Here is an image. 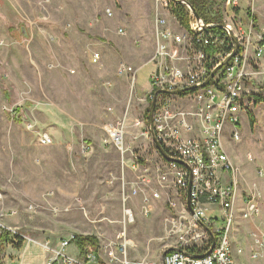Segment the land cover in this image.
<instances>
[{
	"label": "rangeland",
	"instance_id": "374dc122",
	"mask_svg": "<svg viewBox=\"0 0 264 264\" xmlns=\"http://www.w3.org/2000/svg\"><path fill=\"white\" fill-rule=\"evenodd\" d=\"M150 3L0 0V212L17 211L6 217L7 225L52 248L71 234L89 235L101 249L107 245L119 254L125 230L123 169L106 127L125 118L127 144L143 158L154 156L143 135L148 124L143 99L152 72L147 62L153 41L145 37L149 31L143 32L149 28ZM121 64L138 69L136 82L118 73ZM239 130L241 140L232 139L234 146L244 164H257L251 171L257 168L258 176L252 180L240 167L243 185L250 187L246 194L252 187L260 192L262 209L257 218L245 219L254 232L249 259L259 253L247 264H264V250L256 244L264 241V176L259 174L264 173V102L257 99L252 110L243 112ZM43 134L51 137L50 144L41 143ZM124 173L131 189L134 174L130 169ZM161 201L148 217L140 213L141 195L127 203L136 214L125 233L129 260L163 264L165 192ZM220 211L216 207L209 214L222 217ZM244 241L241 236L246 247Z\"/></svg>",
	"mask_w": 264,
	"mask_h": 264
},
{
	"label": "built area",
	"instance_id": "2783aa9c",
	"mask_svg": "<svg viewBox=\"0 0 264 264\" xmlns=\"http://www.w3.org/2000/svg\"><path fill=\"white\" fill-rule=\"evenodd\" d=\"M217 3L221 22L197 18L191 7L183 4L190 17L189 26L183 27L172 15L168 0H155V47L147 62L152 67L150 89L143 100L146 110L155 102L152 129L168 158L158 150L148 124L143 135L151 142L154 156L145 158L125 141V118L106 127L119 150L123 169L125 230L119 254L107 245L101 249L89 244L84 252L79 249L77 254H71L69 248L75 244V234L52 248L49 242L40 243L7 225L6 217L17 214L12 210L0 212V255L5 247H16L23 240V245L38 243L46 248L49 255L44 264H157L128 259L131 244L126 239V227L135 222L136 214L127 203L141 195L140 213L148 217L162 203L165 192L167 201L161 209L167 214L161 240L165 251H170L163 264H237L236 255L243 254V248L234 246L232 230L242 173L225 150L223 134L231 124L233 139L240 140L242 113L252 110L257 99L264 102V70H259L264 59V25L257 20L253 5L242 9L240 0ZM106 13L113 16L111 8ZM120 33L125 31L120 29ZM137 71L127 64L118 68L120 75L126 74L134 82ZM40 141L48 145L52 139L43 134ZM248 158L253 159L251 154ZM125 169L134 174L131 189ZM259 174L264 176L261 171ZM260 198V192L252 187L242 209L244 219L261 215ZM2 199L0 192V204ZM216 207L221 209L222 217L209 214ZM256 244L264 250V241L257 240ZM258 257V252L252 254V258Z\"/></svg>",
	"mask_w": 264,
	"mask_h": 264
},
{
	"label": "crops",
	"instance_id": "0c3cea01",
	"mask_svg": "<svg viewBox=\"0 0 264 264\" xmlns=\"http://www.w3.org/2000/svg\"><path fill=\"white\" fill-rule=\"evenodd\" d=\"M252 2H253V7L256 11V16L258 18L257 20L259 21L260 24L264 25V0H252V1L251 0H240L241 8L248 9L247 7H249L252 4ZM151 6H152V10H151ZM149 7H150L149 11L152 12L150 15L149 23H148L149 28L143 29V32L146 35L148 33L147 31H149V34H148L149 36H145V37L149 38L151 36V39L153 41V51H154V47H155L154 45V23H155L156 6L153 3V0H151ZM127 19L128 18L125 19V23L128 25L129 22L127 21ZM137 30L139 31V29ZM137 30L134 31V33L131 36H136ZM141 38H144V37H141ZM259 70H264V59L261 61V66L259 67ZM261 82L262 83L264 82V75L261 76ZM244 117H246L245 114H244ZM231 130H232V126L231 124H228L223 134L225 150L228 156L230 157L231 161L239 168L242 167V169L247 174V172L248 171L250 172L251 170H253L257 164L254 165L251 163V165H248V166L244 164V162L241 160L239 156V149H237L234 146V141H232L233 137H232ZM240 140H241V137H240ZM235 141L238 142L237 140ZM248 154H251V153L248 152ZM247 159L249 161H253V159H249V158ZM255 171H254V174H253V171H251L250 173L248 172L252 180L256 179L257 174L255 175ZM241 173H242L241 187L238 190L237 200L235 204V223H234L233 230H232V241L235 247L243 248V254L239 256L236 255L237 264H247V260L254 259L252 258V255L250 256V259H249V253L251 254V250L254 248V245H252L253 242L251 241L249 237V235L253 232L252 231L253 228H251V225L246 223L245 219L242 217V209L244 207L245 199L247 196L246 190H248L250 187L245 189L243 185L245 182V176L242 170H241ZM211 208H213V206ZM241 236H243V238L245 236L244 243L247 244L246 247L244 246V244L242 245L240 242ZM35 240L40 243H44L43 242L44 239H39V240L35 239ZM77 247L78 246L76 243L72 245L69 248L70 253L71 254L73 253L74 255L77 254V250H78ZM48 255L49 253L47 252L46 248L42 244L29 243V244L22 245L21 248H16L12 246L5 247L0 255V261L2 264H19V263L20 264H44ZM263 257H264V253H263Z\"/></svg>",
	"mask_w": 264,
	"mask_h": 264
},
{
	"label": "trees",
	"instance_id": "16d2710c",
	"mask_svg": "<svg viewBox=\"0 0 264 264\" xmlns=\"http://www.w3.org/2000/svg\"><path fill=\"white\" fill-rule=\"evenodd\" d=\"M190 6L195 10V12L203 18L206 22L211 21H222L221 8L218 6L217 0H185ZM170 11L172 15L177 19V21L183 27L189 26V13L187 11L186 5L180 4L174 0H168ZM263 102L258 99V102ZM150 108H147L145 117L148 119ZM251 123L254 124L255 121L253 117H250ZM7 237V236H6ZM75 243L81 249L82 252L85 251V247L89 244L91 247L96 248L98 246L97 239L89 235H76ZM16 248H21L23 245V240L15 244ZM3 251V249H2Z\"/></svg>",
	"mask_w": 264,
	"mask_h": 264
},
{
	"label": "water",
	"instance_id": "95a60500",
	"mask_svg": "<svg viewBox=\"0 0 264 264\" xmlns=\"http://www.w3.org/2000/svg\"><path fill=\"white\" fill-rule=\"evenodd\" d=\"M174 1H176V2H178V3H180V4H187V5H189L190 6V4L189 3H187L185 0H174ZM191 7V6H190ZM191 9H192V11L194 12V14H195V16L197 17V18H199L200 16L195 12V10L191 7ZM214 75V73L211 75V77ZM210 77V78H211ZM154 106H155V102H153L152 104H151V107H150V112H149V115H148V125L151 127V133H152V136H153V140H154V142H155V144H156V146H157V148H158V150L160 151V153L162 154V155H164L166 158H168V155H167V153L165 152V150L162 148V146L156 141V138H155V136H154V133H153V129H152V114H153V110H154ZM187 203H188V206L191 208V206H190V194L188 193V196H187ZM170 250H166L165 252H164V254H163V259L165 258V256H166V254L169 252Z\"/></svg>",
	"mask_w": 264,
	"mask_h": 264
}]
</instances>
